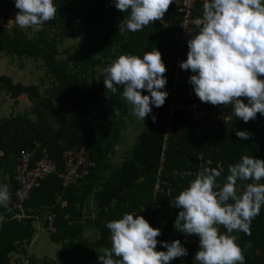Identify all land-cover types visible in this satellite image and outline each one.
Here are the masks:
<instances>
[{
  "label": "trees",
  "instance_id": "trees-1",
  "mask_svg": "<svg viewBox=\"0 0 264 264\" xmlns=\"http://www.w3.org/2000/svg\"><path fill=\"white\" fill-rule=\"evenodd\" d=\"M53 3L56 17L45 22L42 30L32 27L35 32L29 36L30 28L22 29L15 23L19 11L15 0H0V51L39 59L57 83L48 96L40 97L36 87L13 84L0 76V90L11 101L23 97L33 118L27 112L0 119V174L7 176L11 199L20 151L38 145L56 163V173L32 189L23 204L30 218L13 220L11 199L0 207V264H10V254L20 245L29 244L35 220L46 226L47 217L53 214L56 232L50 237L60 244V264H83L82 215L90 199L98 205L94 221L97 245L111 247V233L106 227L109 221L120 219L125 213L142 215L152 227L160 229L158 241L170 243L179 239L187 249V256L176 258L171 264H191L199 237H185L174 229L180 209L170 207L169 202L195 179L200 161H208L203 167L221 171L218 182L223 183L229 165L239 162L243 155L264 159V115L257 113L255 120L245 123L233 114L231 105L213 106L199 100L188 83L194 73L179 66L187 58L190 37L182 40L176 8L169 7L163 21L150 23L137 32H121L119 24L128 13L118 11L114 0ZM201 12L203 3H197L193 15ZM50 32L54 33L52 37ZM72 33L77 34L80 46L74 54L73 48H66L64 58L59 59V45ZM153 47L161 52L167 68L163 91L168 96L163 106H152L145 127L125 150L120 165L114 167L108 158L121 138L128 103L122 99V86H117L116 94L105 89L104 69L122 54L142 58ZM142 94L149 95L146 90ZM152 115L157 117L155 123ZM237 129L252 133L250 139L240 140L235 134ZM72 147L85 149L94 167L78 185L64 187L59 179L64 170L62 155ZM251 182L238 181L237 191ZM218 227L221 233L226 232L223 226ZM231 235L244 250L245 264H264V205L251 222V235L237 231ZM157 250L166 251L161 243Z\"/></svg>",
  "mask_w": 264,
  "mask_h": 264
},
{
  "label": "clouds",
  "instance_id": "clouds-1",
  "mask_svg": "<svg viewBox=\"0 0 264 264\" xmlns=\"http://www.w3.org/2000/svg\"><path fill=\"white\" fill-rule=\"evenodd\" d=\"M173 0H114L118 11L125 13L119 31L137 32L162 20ZM15 23L20 28L42 30L54 19L53 0H15ZM196 31L189 33L187 58L180 68L194 73L188 79L195 95L213 106L231 105L233 114L245 123L264 115V0H204L202 17L195 21ZM167 68L161 52L153 47L142 58L122 54L104 69L105 89L121 93L131 114L141 120L152 113V106L164 105L168 96ZM147 91L149 95L142 94ZM105 95V93H104ZM108 99V97L105 95ZM245 100L247 102H245ZM157 117L152 115L155 123ZM240 140L250 139L249 131L235 130ZM223 183L221 171L201 167L187 188L169 202L180 209L174 229L199 237L194 260L199 264H245L244 250L236 242L234 231L251 235V222L264 205V159L243 155L230 164ZM238 181H252L242 186ZM10 196L7 186L0 187V205ZM218 226L226 232L221 233ZM111 247L100 248V264H171L188 255L179 239L158 241L162 233L142 215L123 214L106 224ZM161 243L166 251H158Z\"/></svg>",
  "mask_w": 264,
  "mask_h": 264
},
{
  "label": "rangeland",
  "instance_id": "rangeland-1",
  "mask_svg": "<svg viewBox=\"0 0 264 264\" xmlns=\"http://www.w3.org/2000/svg\"><path fill=\"white\" fill-rule=\"evenodd\" d=\"M27 32L30 36L35 32V29L30 28ZM53 35L54 33L50 32V36L52 37ZM79 46L80 41L77 39V34L72 33L69 39L59 45V59L64 58L63 50L66 48H73L71 51L74 54V51L76 48H79ZM73 56L75 57L76 55ZM102 73V70L98 71V75ZM0 76L9 78L13 84H20L24 87H36V93L40 97L48 96V92L54 90L57 85L56 81L47 73L44 63L39 59L32 60V58L29 57L11 56L3 50L0 51ZM24 113L30 114V119L33 120L31 116L32 109L23 97H19L16 101H11L7 98L6 92L3 89L0 90V119H6L10 115L15 116ZM127 113V119L122 123L121 127L122 135L118 141L120 146L125 149L132 146L135 137L143 130L147 123L146 118L143 121L131 114V105L129 104L127 106ZM115 162H118V160ZM5 179L7 180L6 175ZM33 229L34 233L31 242L28 245H24V249L26 250L25 257L28 260L33 259L37 262L48 261L59 264L60 244L53 243L50 234L47 233L45 226L42 225L41 222H34ZM15 257L16 256H12L13 261H11L10 264H20V262L23 264L24 255L18 257L21 261ZM191 264H199V262L194 260Z\"/></svg>",
  "mask_w": 264,
  "mask_h": 264
},
{
  "label": "built area",
  "instance_id": "built-area-1",
  "mask_svg": "<svg viewBox=\"0 0 264 264\" xmlns=\"http://www.w3.org/2000/svg\"><path fill=\"white\" fill-rule=\"evenodd\" d=\"M197 3H204V0H173L170 5V7L176 8L179 14L180 21L177 25L182 29V40L189 36L188 32L193 33L196 28L195 21L202 17L203 12L193 15ZM168 25H173V23ZM193 118L197 119L196 116H193ZM62 161L64 170L59 174V179L64 187L78 185L80 181L88 176L90 169L94 167V164L88 159L86 150L78 147L65 150ZM16 163L13 174V181L16 186L10 205L14 211L12 219L20 222L30 218L23 207L30 191L37 187L41 181H45L56 173V163L49 157L48 152L45 149H40L38 145L20 151ZM207 164L208 161H200L198 166L201 169L202 165ZM155 202H153V208H155ZM45 229L50 235L56 232L54 214L47 217Z\"/></svg>",
  "mask_w": 264,
  "mask_h": 264
},
{
  "label": "crops",
  "instance_id": "crops-1",
  "mask_svg": "<svg viewBox=\"0 0 264 264\" xmlns=\"http://www.w3.org/2000/svg\"><path fill=\"white\" fill-rule=\"evenodd\" d=\"M165 15L162 18V21L164 20ZM127 116H128V113H127ZM9 117H13V115H10ZM125 150H127V149L122 148L120 146L119 142L116 145H114L113 150H112V152L108 158L109 164L113 165L114 167L120 165V162L122 161V159L124 157ZM116 160H118V162H115ZM109 171L110 170H108L106 172V175H108ZM5 185L8 188L9 196L11 199V192L9 190L7 180L5 179V176L0 174V187H3ZM10 199L7 202V204L10 202ZM4 206L5 205H0V207H4ZM97 211H98L97 203L95 201H93V199L88 200L84 206L83 215H82L83 225H82L81 236H82V241L84 242V245H85L84 253L82 255L83 264H100V261L98 260L99 253L97 251L103 247L96 244V241L98 239V232L96 231L94 221L96 219ZM34 222H41V221L35 220ZM41 224H42V222H41ZM31 240H32V238H31ZM31 240H30V242H31ZM25 253H26V250L24 249V245L22 244V245H20V248L18 247L17 249H15V253L10 254V256H9L10 263H11V261H13L12 256H16L15 258L20 260L18 257H20V256L22 257L23 255L25 257ZM22 262H23V264H55L53 262H48V261L37 262L33 259L28 260L26 257L23 259ZM60 263H61V261H60ZM20 264H21V262H20Z\"/></svg>",
  "mask_w": 264,
  "mask_h": 264
}]
</instances>
